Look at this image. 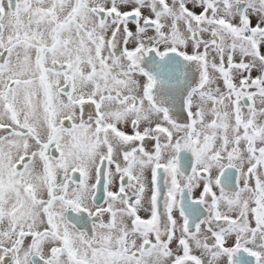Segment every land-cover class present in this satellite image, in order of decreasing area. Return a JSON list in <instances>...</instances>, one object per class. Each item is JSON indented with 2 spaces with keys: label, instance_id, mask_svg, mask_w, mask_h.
I'll use <instances>...</instances> for the list:
<instances>
[{
  "label": "snow or ice",
  "instance_id": "1",
  "mask_svg": "<svg viewBox=\"0 0 264 264\" xmlns=\"http://www.w3.org/2000/svg\"><path fill=\"white\" fill-rule=\"evenodd\" d=\"M0 264H264V0H0Z\"/></svg>",
  "mask_w": 264,
  "mask_h": 264
}]
</instances>
